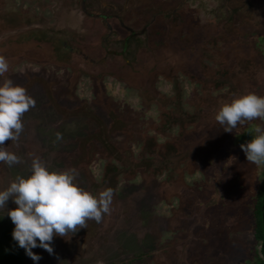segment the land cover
<instances>
[{
    "label": "rangeland",
    "instance_id": "374dc122",
    "mask_svg": "<svg viewBox=\"0 0 264 264\" xmlns=\"http://www.w3.org/2000/svg\"><path fill=\"white\" fill-rule=\"evenodd\" d=\"M101 3L116 6L118 11L105 10L107 6L102 11ZM128 3V0H94L89 5L94 13H104L108 17L118 16L123 20L119 24L114 19L109 21L112 29L108 31V25L100 19H88L81 15L79 0H0V40L13 38L16 34L19 37L23 33L26 37H34L44 42L42 50L35 47L31 51L25 50L23 54H16L7 62L8 71L0 75V83L7 79L12 80L15 85L25 88L35 101V106L30 107L21 117L23 131L19 139L4 142L6 150L15 153L20 158V163L9 167L0 162V190L7 188L16 176L30 174L32 159L39 158L49 170L64 171L75 168L78 172L76 183L84 190L94 192L93 186L102 181L107 168H122L116 161V156L113 159L109 154L111 151L103 147V142L97 143L95 140L103 128L112 137L113 141L109 143L113 144V149L116 153L119 152L121 159L134 156L140 161L149 158V163L140 161V166L150 169L155 163L150 173L159 172V164L151 161L154 158L151 153L154 149L161 150L163 144L168 140L172 141V137L177 135V129L173 126L170 129L173 111L183 110L187 114H193L195 110L201 111L206 107L204 110L208 114L211 107L209 103L205 104L204 86L199 81L190 82L181 71H171L170 67H163L158 54L148 49L145 33L132 37L125 49L124 42L129 34L122 30L123 27L140 28L138 18L132 19L135 13L133 8L129 11L125 9ZM251 3L254 12L258 13L257 18L253 23L246 21L249 26L237 27L234 35L236 41L229 39V31L225 35H221L218 30L215 33L210 31L204 15L194 20L200 28H208L202 37L204 43L197 41L198 44L209 52L217 53L216 50H220L218 58L224 55V59L231 60L234 63L233 66L230 65L231 69L235 68L240 59L252 60L256 66L264 64V53L256 52V44L252 43L250 36L253 32L264 30V0H251ZM128 12L131 23L124 18ZM183 21H188L185 27L190 32L185 36L186 39L201 30L193 26V32L194 29L196 31L191 33L190 23L193 22V17ZM216 24L215 27L220 23ZM18 26L26 28L23 27L24 31L19 28L22 32L16 31ZM54 40L56 45L62 40L74 44L80 56L66 61H63L62 55L50 58L49 50L50 47L54 48ZM256 43L264 52V35L257 37ZM183 50H187L186 56L191 53L190 48ZM118 53L122 56H116ZM192 59L190 54L187 63L191 65ZM204 62L212 71L216 69L210 61ZM242 72L244 73L240 74L239 79L246 80L249 88L241 86L237 90L238 96L244 95L246 89L256 91L257 95H264V74L262 77L257 76L255 68H251V73ZM221 77H217L215 82L209 81L210 87L207 90L212 92L209 97L213 100L230 93V87L218 88L222 83ZM215 83L219 90H215ZM261 85L262 88L258 89ZM108 109L119 117H124V122H117L118 129H124L119 134L113 133L107 122L110 117ZM252 122L263 127L259 119ZM248 130L250 132L244 136H248L249 141L256 134L253 126L247 128ZM243 132L227 133L215 128L210 149L217 148L220 152L227 150L235 141V135L239 142ZM114 134H117L116 137L112 136ZM84 142H87L86 146ZM242 143H246L244 139ZM246 161L243 159L242 167L247 175L252 177L254 174L264 173V164L256 165ZM214 166H223L222 160H215ZM209 168L205 166L204 172H209ZM120 171L122 172L121 169ZM194 173H182L183 177H180L185 186L192 190L200 189L213 176H203L204 173L200 175L198 172L192 175ZM155 179L164 183L166 176L157 175ZM141 182V174L131 176L124 172L117 175V186L112 189L114 195L110 212L102 216L101 222L89 219L85 228L78 227L64 238L55 236L52 254L41 248L33 249V252L41 256L40 261L35 264H130L129 261L135 258L136 253H143L145 257L131 264H171L163 256L165 253L170 255L167 250L177 235L160 230L159 224L154 230L153 222L147 216L140 218L137 214L140 205L134 206L131 196L135 193L132 191L133 187ZM217 187L218 193H222L225 188L224 185L220 187V181ZM7 207L13 208L15 205L9 201ZM6 210L0 209V216L8 218L4 216ZM171 210L165 204L153 205L154 215L159 218L170 217ZM249 214L247 219L252 228L254 221L251 220V212ZM243 222L247 223L244 219ZM202 227H198L200 231L203 230ZM251 228L249 231L234 234L242 245L236 251L237 255L230 258L231 264L256 263V258L252 255L256 243L255 230ZM174 243L176 248V241ZM209 254L212 256L215 252L210 251ZM194 256L195 261L182 260L175 264H204L197 259L200 251L196 250ZM175 259L178 260V256H174ZM223 259L226 263L222 264L229 262L227 256L224 255ZM28 260L29 264H34L29 257ZM210 261L216 262L217 259L213 257Z\"/></svg>",
    "mask_w": 264,
    "mask_h": 264
},
{
    "label": "trees",
    "instance_id": "16d2710c",
    "mask_svg": "<svg viewBox=\"0 0 264 264\" xmlns=\"http://www.w3.org/2000/svg\"><path fill=\"white\" fill-rule=\"evenodd\" d=\"M128 2L125 9L129 11L131 7L133 8L135 13H133L132 19L138 18L140 28L138 30L135 26H128V28L122 29L129 34L125 49L132 37H136L139 33H145L148 49L150 52L158 54L161 60L159 62H162L163 67H168V69L170 67L171 71H181L190 82L199 81L204 86L205 104L209 103L211 108L208 109V114L204 110L206 107L201 111L195 110L193 114H187L183 110L173 111L170 129H173V126L178 130V133L172 137V141L168 140L163 144L161 150H152L151 154L154 155V158L151 161L154 160L159 164L157 166L159 172L154 171L153 174L150 172L155 163L150 166V169L140 166L143 162L149 163V158L140 160L141 163L134 156L121 159L119 152L116 153L113 144L109 143L113 141L112 137L104 131V128L98 130L96 142L102 141L103 147L111 151L109 154L113 159L116 156L115 159L122 168L112 167L109 170L107 168L102 181L98 185L93 184L95 190L91 194L98 195L99 192L105 189H115L117 186L116 177L121 173L125 172L131 176L141 174L142 182L133 187L132 190L135 192L131 196L133 205H140L137 214L140 215V218L147 216V219L153 222L152 227L154 230L157 229V224H159L160 230L170 231L177 235L176 248H174V241L167 250L170 255L167 256L165 253L163 256L165 261L171 264L182 260L195 261L194 254L196 250L200 251V256L197 258L199 262L204 264L226 263V260L223 259L225 255L229 259L227 264H231L230 261L232 260L230 258L237 255L236 251L242 245L234 234L249 231L251 225L247 217L250 216L249 213L251 212V220L254 221L252 228L255 230L256 241L252 249V255L256 258L255 264H264V173L254 174L252 177L245 173L242 162L243 159H246V156L240 148V145L244 144L242 143L243 139L245 142L248 141V136H244L247 132H250V130L247 131V128L250 126L256 128L255 121H246V125L238 124L233 129L236 134L240 131L244 132L239 142L236 141L237 135H235V141L230 145L231 147L226 148L227 150L220 152L217 148L216 150L210 149L214 129L220 128L224 131L214 119L215 112L223 103L230 102L232 97H238L237 90L241 86L249 88V83L246 80L239 79L240 74L244 73L242 71H245V74L251 73V68H255L258 73L257 76L262 77L264 64L256 66L252 60L240 59L235 68L231 69L234 64L231 60L224 59V55L218 58L221 54L220 50H216L217 53L209 52L197 42L204 43L202 37L208 28L214 33L218 30L221 35H225L226 31H229V39L236 41L234 35L237 27L246 25L248 22L253 23L252 21L257 18V12L255 13L253 10L251 0H243V2H239V0H129ZM238 3L240 4L238 5ZM200 15L206 17L210 27L202 26L200 28V25L194 21ZM187 17H193V22L190 23L192 34L196 31L194 29L193 32V26L195 28L199 27L201 30L198 33L195 32L191 38L186 39L185 36L190 32L186 31L188 29L185 27L188 21L183 20L188 19ZM124 18L131 23L130 12ZM118 19L123 22L121 18ZM226 21L228 24H224ZM218 22L220 24L215 27ZM121 25L123 26V24ZM23 27L18 26L15 29L17 31L21 28L24 31L26 27ZM221 30L222 32H220ZM262 31L264 30L260 29L258 33L253 32L250 34L252 43L256 44L255 48L258 54L264 53L259 47L260 45L256 43V38L264 35ZM1 35H3L2 31ZM17 37H15L17 41H13L14 45L12 46H15L22 54L25 50L33 49V47L42 50L41 47L44 42H39L34 37H26L23 33ZM11 44L12 42L8 43L9 46ZM191 45L193 46L191 47ZM179 47L182 50L179 51ZM189 48L191 51L189 53L193 58L191 65L187 63L190 54L186 56L187 50H183H189ZM0 56L4 57L7 62L15 57L8 55L5 46H0ZM51 57L53 58L52 54H50ZM204 61L213 63L216 69L212 71ZM258 67H261L262 70ZM219 76H222V83L219 87L215 83V90L226 86L230 87V93L213 100L212 97H209L212 92L208 91L207 87H210L209 81L211 83L215 82ZM261 88L262 85L258 87V89ZM245 91V94L255 93L257 95L256 91H247V89ZM258 96L264 95L260 93ZM107 112L110 113L107 122L111 126V131L113 133L122 132L124 129H118V123L124 122V117H119L109 109ZM260 125L264 127V121ZM116 135L112 136L116 137ZM84 143L86 146L87 142ZM223 156L224 159H221ZM217 159L222 160L223 166H214V161ZM205 166L210 167V171L207 173L204 172ZM192 171L195 172L192 175L198 173L202 175L204 173L203 176L209 174L213 176L207 179L200 189L192 190L186 187L183 180L180 179V177H183L181 176L182 173L188 175ZM157 175H165V182H157L155 179ZM219 181L220 187L225 186L222 193H218L217 185ZM160 204L172 208L170 217L159 218L154 215L153 205L158 206ZM243 219L247 223H244ZM199 226H203L202 231L199 230ZM13 227L14 225L9 218L0 216V264H29L25 251L19 248L12 239ZM220 249L221 252H218ZM210 251L215 252V255L210 256ZM134 256L135 258L129 261L130 264L134 261H140L145 257V254L136 253ZM174 256H178V260H174ZM213 257L217 259L216 262L210 261Z\"/></svg>",
    "mask_w": 264,
    "mask_h": 264
},
{
    "label": "clouds",
    "instance_id": "9594fccd",
    "mask_svg": "<svg viewBox=\"0 0 264 264\" xmlns=\"http://www.w3.org/2000/svg\"><path fill=\"white\" fill-rule=\"evenodd\" d=\"M8 68L6 59L0 56V75ZM34 106V99L25 88L10 79L0 83V162L9 167L20 163V158L7 151L4 142L19 139L23 131L21 117ZM214 119L225 132H232L246 121H264V96L247 93L235 97L217 109ZM255 133L240 148L248 162L261 165L264 164V127L256 126ZM77 175L75 168L49 170L39 158H33L30 174L16 176L7 188L0 190V209H7L4 216L14 225L12 239L34 264L41 256L33 249L41 248L52 254L55 236L64 238L78 227L85 228L89 219L99 223L110 212L113 190L108 188L93 195L76 183ZM9 201L15 207H7Z\"/></svg>",
    "mask_w": 264,
    "mask_h": 264
},
{
    "label": "flooded vegetation",
    "instance_id": "af4514ba",
    "mask_svg": "<svg viewBox=\"0 0 264 264\" xmlns=\"http://www.w3.org/2000/svg\"><path fill=\"white\" fill-rule=\"evenodd\" d=\"M93 1L94 0H79V7L81 9V13H82L81 15L82 16H85L88 19H94V20L100 19L101 21L104 22V24H107L108 25V31H110L112 29L111 26L109 25L110 24L109 21H111V20L114 19L115 22H118V24L119 23H122L121 20L118 19L119 18L118 16L117 17L116 16L108 17L104 13H101V14L98 13L97 14L96 12L94 13L93 10H90L89 9L90 8L89 5ZM101 8H102V11H103L104 8H105V10L106 9L107 10H111L112 12L113 11H115V12L118 11V8L116 6H111L108 3H105V4L104 3H101ZM115 32L117 33V35H119V32L118 31H115ZM105 39H107V36H105ZM35 40H37V38H35ZM14 41H16V38H15ZM37 41H39V40H37ZM62 41H59L60 44L59 45H56V43H55L56 41L54 40L55 46H53L54 48H51L50 47L49 54H52L54 57L56 55H58V56L61 57V55H62L63 61L70 60L69 58L76 59L77 56H80L79 55L80 52H79V50H76L74 48V44H70V43H68L67 41H64V40H62ZM9 42L10 43L12 42V44L10 46L8 45ZM39 42H43V41L40 40ZM124 43H126V42H124ZM47 44H44V45H47ZM12 45H14L13 38H4V39H1L0 40V46H5V48L7 49L8 55L15 56L16 54H19L21 51L20 50H17L16 47L15 46L13 47ZM42 47H44V46H42ZM33 49H35V47H33ZM116 56L119 57V56H122V54L120 55L118 53V55L116 54ZM81 58H82V55H81Z\"/></svg>",
    "mask_w": 264,
    "mask_h": 264
}]
</instances>
